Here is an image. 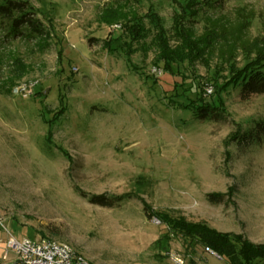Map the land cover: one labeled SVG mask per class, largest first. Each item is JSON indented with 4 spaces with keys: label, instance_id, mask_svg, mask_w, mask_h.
<instances>
[{
    "label": "rangeland",
    "instance_id": "1",
    "mask_svg": "<svg viewBox=\"0 0 264 264\" xmlns=\"http://www.w3.org/2000/svg\"><path fill=\"white\" fill-rule=\"evenodd\" d=\"M28 1L47 36L0 30V218L9 232L65 242L88 264H174L170 253L230 264L167 237V218L264 246V138L249 136L264 121V93L244 99L238 85L264 42V0ZM136 17L146 29L133 40L126 24ZM178 19L217 39L209 64L186 60L172 75L153 42L157 24L173 36ZM200 103L219 118H197ZM82 193L123 200L104 207ZM7 234L0 225V240ZM6 262L23 264L13 252Z\"/></svg>",
    "mask_w": 264,
    "mask_h": 264
},
{
    "label": "trees",
    "instance_id": "2",
    "mask_svg": "<svg viewBox=\"0 0 264 264\" xmlns=\"http://www.w3.org/2000/svg\"><path fill=\"white\" fill-rule=\"evenodd\" d=\"M177 21L179 22V19ZM130 23L126 24V29L131 34V38L133 40L142 38L144 36L142 31L146 29L143 21L136 17V21L130 20ZM157 27L158 32L153 42L157 49L156 62L158 65L159 62H163L168 73L174 75L172 65L181 64L186 60L189 63L201 60L203 63L209 64L208 57L213 52L217 39L214 31L196 37L192 28L182 20L173 27V36L161 24H157ZM0 30L6 32L8 38L23 35L47 36V28L44 22L28 0H0ZM172 39H174V44H172ZM111 44L112 41L105 40L103 46L111 49ZM256 45L258 48L255 56L248 58L239 73L238 85L240 94L244 99L254 94L264 93V42ZM229 63L234 62L229 60ZM230 65L232 71L238 69L235 64ZM196 84L199 82L196 81ZM196 95V99H198V92ZM193 111L199 119L219 118L217 112L203 103L196 106ZM249 136L251 139L261 141L262 137L264 138V121L258 122ZM81 195L87 196L91 203L104 207H114L123 200L122 196L107 194L89 196L82 193ZM208 197L214 202H221L224 196L222 194H209ZM148 215L152 217L153 213L148 212ZM164 222L167 227L165 232L167 237L180 235L190 242L212 249L222 259L228 260L230 264H264V246L254 244L241 235L223 233L203 223L181 222L168 218Z\"/></svg>",
    "mask_w": 264,
    "mask_h": 264
},
{
    "label": "built area",
    "instance_id": "3",
    "mask_svg": "<svg viewBox=\"0 0 264 264\" xmlns=\"http://www.w3.org/2000/svg\"><path fill=\"white\" fill-rule=\"evenodd\" d=\"M27 87L20 86L18 91H26L29 94ZM153 221L160 223L157 218H153ZM0 225L7 230L9 235L6 240L4 258H7L9 252H13L23 264H88L82 255L77 254L65 242L41 236L36 238L28 236L18 238L9 232L2 218H0ZM207 249L212 255L222 259L218 253L208 247ZM169 260L174 264H186L185 257L178 253H170Z\"/></svg>",
    "mask_w": 264,
    "mask_h": 264
},
{
    "label": "crops",
    "instance_id": "4",
    "mask_svg": "<svg viewBox=\"0 0 264 264\" xmlns=\"http://www.w3.org/2000/svg\"><path fill=\"white\" fill-rule=\"evenodd\" d=\"M10 226H11L12 228H14V226H15L14 222L11 223ZM10 233H11V232H10ZM11 234L14 235L15 237H18V238H21V237L25 236V235H23V234H20L19 236L15 235V234H13V233H11ZM8 236H9V235L7 234V239H8ZM35 238H36V237H35ZM5 250H6V241L0 240V259L2 260L3 264H7L6 261H7L8 257H9V254L11 253V252H9L8 255H7V258H4L3 256H4V252H5Z\"/></svg>",
    "mask_w": 264,
    "mask_h": 264
}]
</instances>
